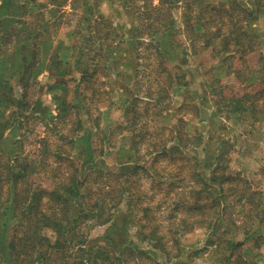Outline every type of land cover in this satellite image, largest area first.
Returning <instances> with one entry per match:
<instances>
[{"label":"rangeland","instance_id":"374dc122","mask_svg":"<svg viewBox=\"0 0 264 264\" xmlns=\"http://www.w3.org/2000/svg\"><path fill=\"white\" fill-rule=\"evenodd\" d=\"M75 173L107 210L68 264H264V0H0V264Z\"/></svg>","mask_w":264,"mask_h":264},{"label":"trees","instance_id":"16d2710c","mask_svg":"<svg viewBox=\"0 0 264 264\" xmlns=\"http://www.w3.org/2000/svg\"><path fill=\"white\" fill-rule=\"evenodd\" d=\"M61 64V62H58ZM79 71L82 73V77H87L88 70L79 67ZM239 107H242V101L239 100L237 103ZM241 108H239L240 110ZM204 174L199 173V180L202 183L203 190L207 191L208 196H212L217 194L216 198L212 199V207H213V201L214 203H220V199L222 198L223 194L218 196L221 192H218V189H216L218 186L215 184V180H218L221 178V174H219V167L216 166L211 173L208 176L203 177ZM224 176V175H223ZM85 183V179H82L81 175H78V173H75L71 176V179L68 182H63L60 185L56 186L51 192L48 191H32V196L30 198V202L27 205L26 210L22 212L24 216H29L32 223L29 224V235L28 238L29 241L26 242L25 237L26 235H23L21 237V240L19 244L15 245V250L19 249L21 251L27 250L26 248L29 247L31 243V247L34 251L38 252V256L36 259H40L41 263L43 262L42 259L47 260L49 258V255L52 251L60 252L61 253V262L64 261L63 264H68L69 257H72L73 255V249L77 246L82 251L92 250L87 248L86 245L87 240L83 239L82 235H79L76 233V226L75 222L80 218L81 216H89L92 215L91 212L95 211H102L107 210L106 206H103L102 203H96V204H90V206L86 205V202L84 201L86 195L82 189L83 185ZM221 186L222 183L219 182ZM59 193V194H58ZM45 196H48L50 200L52 198L57 199V204L52 209H44L43 204V198ZM52 197V198H51ZM209 198V197H208ZM79 203H77V201ZM99 204H101L102 208L99 210ZM77 205V206H76ZM117 207V206H116ZM114 207L110 208V212L108 213V218L104 222H110L114 215L117 214V210H113ZM80 213V215L74 213L77 211ZM218 213L216 216H214L212 219H209L208 225L211 228L212 226H215L220 221V216L222 215L221 210H217ZM72 213V215H71ZM95 214V213H94ZM221 214V215H220ZM65 222H68V224L65 225ZM205 222V221H202ZM73 223V225H72ZM67 226V227H66ZM45 228H52L55 231H58L60 236L57 239V241L52 242L50 239L46 238L43 233L42 237L40 235L41 230ZM155 232V231H154ZM251 229L247 231V233H250ZM40 236L41 239H37V237ZM44 243L45 248H38L37 243ZM245 242V240H238V244L241 245ZM97 252L100 253V250H97ZM231 256L227 258L228 262L227 264H232L230 262ZM88 260L85 259V257L82 258L83 264H86ZM95 264H98L97 262L93 261ZM39 263V264H41ZM48 264V263H44ZM62 264V263H61Z\"/></svg>","mask_w":264,"mask_h":264}]
</instances>
